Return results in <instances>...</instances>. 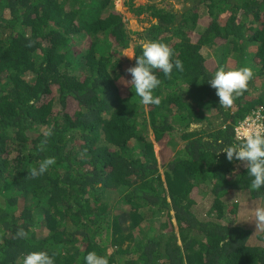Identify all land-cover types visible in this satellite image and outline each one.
Here are the masks:
<instances>
[{
    "label": "trees",
    "instance_id": "trees-1",
    "mask_svg": "<svg viewBox=\"0 0 264 264\" xmlns=\"http://www.w3.org/2000/svg\"><path fill=\"white\" fill-rule=\"evenodd\" d=\"M115 1L0 0V264L39 251L55 264L93 251L109 264H264L253 211L264 190L219 152L244 119L264 116V0H176L180 12L130 0L151 19L137 39ZM147 41L184 64L171 79L154 70L159 105L126 84L125 51L135 43L141 55ZM221 67L253 72L230 108L208 84Z\"/></svg>",
    "mask_w": 264,
    "mask_h": 264
},
{
    "label": "clouds",
    "instance_id": "clouds-1",
    "mask_svg": "<svg viewBox=\"0 0 264 264\" xmlns=\"http://www.w3.org/2000/svg\"><path fill=\"white\" fill-rule=\"evenodd\" d=\"M127 57H135V66L127 69L131 80L126 81V84L131 85L135 96L139 97L140 102L146 106L160 103L159 97L153 95L154 90L161 83L154 70L161 71L169 79L174 71L181 73L184 71L183 61L176 59L173 50L160 42H142L141 55ZM252 77L253 72L249 67H240L235 70H225L221 67L208 80V84L216 90L220 106L230 108L235 97L247 89ZM246 119L234 129L235 138L239 142L222 147L219 152L226 154L229 162L235 160L246 165L247 175L251 178L249 185L251 190H264V123H257L261 120L258 114L251 124ZM243 122L249 131L244 132L243 139H240V134H236V129ZM54 164V158H46L39 163L38 168L31 170L30 175L33 178H39ZM253 211L257 227L264 225V207L258 206ZM18 235L23 237L25 233L21 230ZM23 264H55V257L46 251L30 252L23 258ZM84 264H109V261L106 256L98 255L93 251L84 257Z\"/></svg>",
    "mask_w": 264,
    "mask_h": 264
},
{
    "label": "rangeland",
    "instance_id": "rangeland-1",
    "mask_svg": "<svg viewBox=\"0 0 264 264\" xmlns=\"http://www.w3.org/2000/svg\"><path fill=\"white\" fill-rule=\"evenodd\" d=\"M129 2L130 0H116L115 1V8L116 11L121 13L123 15V17L125 18V22L127 23V26L129 28V30L131 31V36L134 39H137L138 36H136L135 33H141L143 32L147 27H149L150 25V21L151 19L148 17V15H138L134 10L135 9H131L129 7ZM136 3V7L141 6V5H147V4H155L161 7H165L167 9H173L175 12H180L182 10H184L186 8L185 3L183 2H179L176 0H135ZM200 13H203V11H207V9L202 6L199 8ZM6 14V13H5ZM203 15V14H201ZM83 41L79 42L77 44V46H79V49L82 50L83 49ZM137 46V44L133 43L130 47V49L126 50L125 53L128 56H134V49ZM78 50V51H80ZM207 56H212V54H209ZM153 140V138H152ZM176 147L178 146V144L175 145ZM155 151L158 154L159 152V147L157 145H155ZM206 197V196H205ZM202 198L199 199V202L201 203L200 206L198 205V207H196L195 212L198 214V217L201 219H206L207 218V213L210 210V205L207 204L208 199L206 200V198ZM249 196L248 195H237L235 199H237L236 201H238L239 203H246L249 201L248 200ZM120 210L119 212L122 211H127L129 209V207L127 205H120L119 206ZM246 209L248 207H245ZM245 209V211H246ZM118 211V210H117ZM47 231V230H46ZM46 231L43 234H46ZM176 232V231H175Z\"/></svg>",
    "mask_w": 264,
    "mask_h": 264
},
{
    "label": "built area",
    "instance_id": "built-area-1",
    "mask_svg": "<svg viewBox=\"0 0 264 264\" xmlns=\"http://www.w3.org/2000/svg\"><path fill=\"white\" fill-rule=\"evenodd\" d=\"M259 115L261 117V120L260 121H257V123H264V117L263 115L261 114L260 111L256 112L253 114V116L247 118L246 120L248 121L249 124L252 123V121L255 119V116L256 115ZM245 120V121H246ZM244 121V122H245ZM242 123L237 129H236V134H240V139H243V133L246 132V131H249L248 127L245 125V123Z\"/></svg>",
    "mask_w": 264,
    "mask_h": 264
}]
</instances>
